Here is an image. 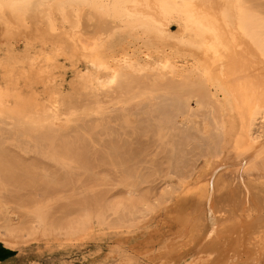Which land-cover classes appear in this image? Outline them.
<instances>
[{"label": "rangeland", "instance_id": "obj_1", "mask_svg": "<svg viewBox=\"0 0 264 264\" xmlns=\"http://www.w3.org/2000/svg\"><path fill=\"white\" fill-rule=\"evenodd\" d=\"M223 1L232 30L239 15L264 48V0ZM83 5L82 36L102 43L111 69L35 37L39 19L31 35L0 26V230L23 229L0 239L11 251L0 264H264L263 239L245 249L211 232L221 201L241 220L258 214L225 203L215 183L200 204L192 186L221 154L218 97L195 83L192 61L161 67L128 0ZM253 131L263 141L264 117Z\"/></svg>", "mask_w": 264, "mask_h": 264}, {"label": "bare ground", "instance_id": "obj_2", "mask_svg": "<svg viewBox=\"0 0 264 264\" xmlns=\"http://www.w3.org/2000/svg\"><path fill=\"white\" fill-rule=\"evenodd\" d=\"M235 1L238 5V0ZM128 2L125 11L129 18L141 17L149 24L144 32L150 46L164 59L161 67L173 72L180 70L181 62L192 61L189 69L195 83L214 93L220 101L221 154L192 186L197 190L200 204L211 201L215 183L216 192L226 194L225 203L241 214L252 210L258 216L251 221L236 218L232 209L221 201L220 207L212 205L210 214H218L224 223L213 226L212 235L217 238L227 235L230 240L237 237L235 240L245 249L253 237L261 242L264 240V139L258 141L253 130L259 117H264L263 46H253L249 38L246 40V25L239 15L235 20L239 35L232 30L223 0ZM83 6V0H69L66 5L59 4V0H6L5 4L0 0V26L4 35L12 38L27 31L39 19L42 26L35 22V37L62 46L68 54L79 56L97 70H107L112 60L103 55L102 43L98 42L99 46L95 40L82 36ZM57 16L61 25H57ZM172 25L178 30L172 31ZM58 26H63V30ZM133 193L130 190L129 195ZM34 213L41 219L39 210ZM22 231L18 224L9 223L0 230V239L16 240ZM25 233L30 235L32 230Z\"/></svg>", "mask_w": 264, "mask_h": 264}, {"label": "crops", "instance_id": "obj_3", "mask_svg": "<svg viewBox=\"0 0 264 264\" xmlns=\"http://www.w3.org/2000/svg\"><path fill=\"white\" fill-rule=\"evenodd\" d=\"M6 255V252L4 249H0V258L4 257Z\"/></svg>", "mask_w": 264, "mask_h": 264}, {"label": "trees", "instance_id": "obj_4", "mask_svg": "<svg viewBox=\"0 0 264 264\" xmlns=\"http://www.w3.org/2000/svg\"><path fill=\"white\" fill-rule=\"evenodd\" d=\"M4 250H6V249H4ZM6 252H7V254L11 253V251H9V250H6ZM2 258H4V257H1L0 259H2Z\"/></svg>", "mask_w": 264, "mask_h": 264}]
</instances>
